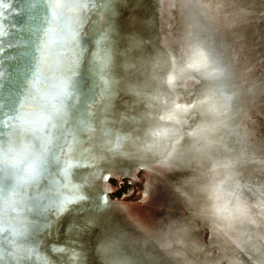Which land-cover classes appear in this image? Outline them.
<instances>
[{
    "label": "clouds",
    "instance_id": "1",
    "mask_svg": "<svg viewBox=\"0 0 264 264\" xmlns=\"http://www.w3.org/2000/svg\"><path fill=\"white\" fill-rule=\"evenodd\" d=\"M198 128L200 127L199 125L197 126ZM191 135H196V130L193 129L192 132L190 133ZM179 152V147L177 146L176 148H173L171 151L168 152V154L160 161H158L159 163H165L167 162L169 159L172 158L173 154ZM212 212L214 215H216L217 217L220 216V212H221V208L219 206L213 205L212 207Z\"/></svg>",
    "mask_w": 264,
    "mask_h": 264
}]
</instances>
